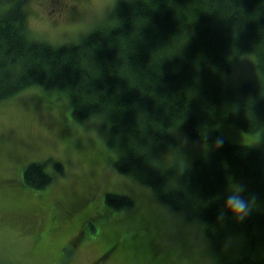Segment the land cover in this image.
<instances>
[{"label":"trees","instance_id":"obj_1","mask_svg":"<svg viewBox=\"0 0 264 264\" xmlns=\"http://www.w3.org/2000/svg\"><path fill=\"white\" fill-rule=\"evenodd\" d=\"M25 2L0 0V101L43 86L68 98L76 119L99 115L116 169L200 222L217 264H264V150L218 130L264 128V0H117L107 21L61 44L32 34ZM231 50L254 54L257 82L228 80ZM173 128L206 152L186 166L165 156ZM24 177L35 188L51 182L41 162ZM236 188L249 203L242 219L225 203ZM106 202L135 203L117 193Z\"/></svg>","mask_w":264,"mask_h":264},{"label":"rangeland","instance_id":"obj_2","mask_svg":"<svg viewBox=\"0 0 264 264\" xmlns=\"http://www.w3.org/2000/svg\"><path fill=\"white\" fill-rule=\"evenodd\" d=\"M25 1L33 34L61 44L78 41L107 21L117 0ZM227 59L228 80L235 86L260 79L251 52L231 50ZM218 130L231 142L264 150V128L249 133L226 123ZM170 133L176 143L164 149L168 158L177 156L186 166L204 153L205 144L183 129ZM110 138L111 130L99 115L76 119L71 101L55 89L32 86L0 101V262L217 264L200 222L116 169ZM33 162L44 163L51 176L48 185L35 188L25 181ZM108 193L129 195L135 203L113 208L106 202Z\"/></svg>","mask_w":264,"mask_h":264},{"label":"clouds","instance_id":"obj_3","mask_svg":"<svg viewBox=\"0 0 264 264\" xmlns=\"http://www.w3.org/2000/svg\"><path fill=\"white\" fill-rule=\"evenodd\" d=\"M241 190L240 188L234 189L231 194L227 196L225 203L227 207L237 213L239 218L242 219L248 213L249 203L239 194Z\"/></svg>","mask_w":264,"mask_h":264},{"label":"bare ground","instance_id":"obj_4","mask_svg":"<svg viewBox=\"0 0 264 264\" xmlns=\"http://www.w3.org/2000/svg\"><path fill=\"white\" fill-rule=\"evenodd\" d=\"M26 18H27V17H26ZM27 20H28V19H27ZM27 22H28V21H27ZM26 25H27V24H26ZM28 26H29V25H28ZM28 29H29V28H28ZM33 33H34V32H33ZM33 33H32V34H33ZM34 35H36V34H34ZM224 77H225V75H224ZM224 77H223V78H224ZM221 81H222V80H221ZM259 82H260V81H259ZM259 82H258V83H259ZM226 83H227V81H226ZM224 84H225V83H224ZM224 88H225V87H224ZM168 130H169V129H168ZM168 133H169V132H168ZM169 146H171V145H169ZM170 148H171V147H170ZM172 148H173V147H172ZM176 148H177V147H176ZM173 150H174V149H173ZM205 152H206V151H205ZM205 152H204V153H205ZM174 153H175V152H174ZM176 154H177V153H176ZM162 156H163V155H162ZM176 157H177V156H176ZM182 162H183V161H182ZM184 165H185V164H184Z\"/></svg>","mask_w":264,"mask_h":264}]
</instances>
